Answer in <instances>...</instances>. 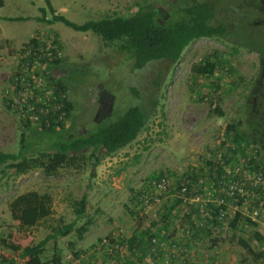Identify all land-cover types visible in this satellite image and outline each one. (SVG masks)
Masks as SVG:
<instances>
[{
	"label": "rangeland",
	"instance_id": "rangeland-1",
	"mask_svg": "<svg viewBox=\"0 0 264 264\" xmlns=\"http://www.w3.org/2000/svg\"><path fill=\"white\" fill-rule=\"evenodd\" d=\"M50 1L55 12L83 23L125 16L140 6L158 7L162 20L167 22L178 7L202 0ZM210 1L216 5L215 19L226 22V27L234 20L235 25L227 31L230 36L194 39L174 63L156 59L135 68L130 52L120 49L116 41L106 43L91 31L38 20L44 0H2L0 151L15 153L25 145L26 155L38 156L41 165L21 174L15 173L9 163L0 167V264L10 259L14 264H23L28 258L24 247L41 241L45 264H55V253L61 258L60 264H67L71 262L69 255L76 257L102 237L113 240L116 235L123 252L102 247L94 260L99 264H142L150 256V249L142 248L143 244L132 249L127 239L145 229L147 234L161 236L155 245L158 256L154 264H264V257L255 258L238 243L243 239L255 252L264 249V183L256 190L248 185L249 196L226 208L222 219L206 212L210 200L204 201L203 209L197 204L196 211L184 201L171 208L176 202L171 196L143 208L135 202V196L157 176L166 175L173 185L184 176H207L212 171L216 177L206 180L221 179L226 165L223 153L227 146H234L232 134L227 131L233 123L244 137L237 147L244 150L234 157L227 152V167L239 166L241 172L246 169L251 176L264 171V65L260 61L264 56V0ZM46 17H51L48 8ZM212 54L219 61L212 74L193 71ZM56 58L62 60L60 65L53 63ZM25 69L34 72L39 83L29 84L19 95L13 77ZM58 79L65 84L59 95L54 93ZM63 95L73 103L68 117L56 118L63 121V129L58 125L56 130L64 137L114 120L136 102L147 109L149 116L131 144L113 154L101 155L97 164L93 165L89 147L80 164L55 166L41 152L50 140L56 139V134L41 135L39 121L57 114L55 99ZM215 107L221 109V115L215 114ZM34 112L37 118L31 117ZM255 164L257 168L252 171L250 166ZM250 175L248 180H253ZM29 190L51 197L52 214L35 226L24 227L12 217L9 203ZM201 193L214 200L216 185ZM84 194L85 211L77 217L73 207ZM233 220L235 226L231 225ZM69 223L74 225L66 234L56 233ZM82 226L86 231L78 236ZM49 234L51 237L46 239ZM190 245L196 247L189 251ZM199 255L203 260L197 263Z\"/></svg>",
	"mask_w": 264,
	"mask_h": 264
},
{
	"label": "trees",
	"instance_id": "trees-1",
	"mask_svg": "<svg viewBox=\"0 0 264 264\" xmlns=\"http://www.w3.org/2000/svg\"><path fill=\"white\" fill-rule=\"evenodd\" d=\"M44 2L45 6L39 8L40 16H38V20L46 23L61 22L77 31H91L98 34L106 43L116 41L120 49L130 52L135 68H141L147 62L156 59H166L174 63L178 61L183 49L192 40L200 37H219L228 35L226 22L215 19L216 5L210 0L195 1L189 5L178 7L172 19L167 22L162 20V11L158 7L140 6L135 11L125 16H106L98 19H89L83 23H77L68 19L63 14L55 12L50 0H44ZM1 5L2 0H0V6ZM46 8L51 11L50 18L46 17ZM5 18L9 20L22 19V17ZM36 52L37 50L32 52L29 57H34ZM215 57L216 54L205 57L201 63L194 66L193 71L200 75L212 74L217 66H219V61ZM40 59L41 61H45L44 57ZM53 63L60 65L62 60L56 58ZM56 85L57 87L54 93L59 95V92L65 90V84H63L61 79H58ZM132 91L136 96H139L135 89ZM55 102L61 104L60 108H57V114L48 115L47 119L41 118L39 121V131H41V135L56 134V139L50 140V145L41 152L42 157H45L48 163L55 166L61 164H80L79 162L82 161L84 151L89 147H91L92 150L91 157H94L93 165L97 164L101 155L106 156L113 154L131 144L145 126L149 116L147 109L136 102V104L128 105L122 114L118 115L115 119L113 118L114 120L108 122L104 121L87 132H78L72 136L64 137L62 133L56 130V126L58 125L60 129H63V121L59 119L56 121V118L61 117V115L62 117H68L73 109V103L65 97L59 98L57 96ZM213 111L217 115L222 114L221 109L218 107H215ZM260 124L263 125L262 123ZM25 126L26 128L30 127L28 120H26ZM227 131L232 134L231 137L234 146H227V150L225 149V153H223L222 159L226 165L230 162V157L227 155V152H231L234 157L238 151L241 152L244 150L243 147H237L238 144L242 143L244 140V137L237 128V123L228 125ZM33 133L37 134L38 130H34ZM24 135L25 133H23V136ZM222 143H225V140H223ZM26 149L27 147L25 145H21L19 150L15 153L0 151V167L3 164L9 163L15 173L21 174L40 166V158L38 156H27ZM253 159L252 157L251 161H253ZM208 163H210V161ZM218 167L221 169L222 166ZM256 168L257 164L253 165V168L250 166L251 170ZM262 173H264V171ZM191 177L194 178L193 176ZM173 199H176V202L171 205V208L174 207L177 202L182 201L179 198ZM242 199H244L243 196L239 197L237 202ZM51 202V197L48 194L39 193L36 190H29L16 195L9 203V209L12 217L18 220L21 226L32 227L52 214ZM85 203V194L79 200L75 201L73 209L77 217L84 214ZM190 207L196 211L197 204L190 203ZM212 214L216 218V209ZM247 220L254 224L249 217H247ZM235 221L233 220L231 225L235 226ZM73 225L74 223H69L61 229H58L56 233L66 234ZM184 230L188 233L190 231L188 228ZM85 231L86 228L84 226L78 228V236H81ZM158 234L159 233L147 234L145 229L142 230L140 234L136 232L133 233L127 241L130 243L132 249L134 246L138 245L139 247V245L142 244V248L150 249L148 251V254H150L149 257H152V261L154 260L156 262V257L158 255L155 245L159 243L157 239L161 238ZM191 234L196 235L192 230ZM256 236L261 239L258 233H256ZM50 237L49 234L46 239ZM152 238H156L157 242L155 244L152 242ZM43 243L44 241H41L32 246L24 247L23 253L28 256V258L23 264H45L41 259ZM238 243L255 258L264 257V249L260 252H255L243 239H239ZM187 245L188 244L183 248L184 252L187 251ZM189 247V251H192L196 246L190 245ZM14 248L16 249V247ZM60 259L57 253L52 257V261L55 264H60ZM6 264H14V261L10 259ZM142 264H144L143 261Z\"/></svg>",
	"mask_w": 264,
	"mask_h": 264
},
{
	"label": "built area",
	"instance_id": "built-area-1",
	"mask_svg": "<svg viewBox=\"0 0 264 264\" xmlns=\"http://www.w3.org/2000/svg\"><path fill=\"white\" fill-rule=\"evenodd\" d=\"M20 72V71H19ZM29 73L30 76H26ZM30 70H26L25 72L16 73L13 77V85L19 95L24 93V90L28 87L29 84L39 83V79H36ZM16 81V82H15ZM25 86V87H24ZM58 108L60 106L58 105ZM12 105V104H11ZM33 107V106H32ZM31 109V108H29ZM37 113L34 112L31 117L37 118ZM224 160H222L223 162ZM238 165V164H237ZM224 174L221 179H217L215 181L206 180L210 177H216L215 172H208L206 175H200L192 178L191 176H184L183 180L173 185L171 180L168 179L166 175L160 176L157 180H151L150 186L144 190L139 192L135 196V202L138 203L139 207L143 208V206L151 205V204H159L162 200V197L167 198L168 196L179 198L187 203H195L198 204L201 209L204 201H211V205L208 207L209 211L213 212L215 209L217 211L216 217L218 219H222L225 215L226 208L233 207L237 204V200L239 197L243 196L245 199L248 195V185L252 189H256L259 185L264 183V178L261 172L250 175V171L244 170L240 171V167L236 166L224 167ZM216 171V169H215ZM238 175V176H237ZM253 178V180H248L249 176ZM207 177V178H206ZM246 181H250L247 183ZM216 185L217 196L214 198H204L202 196L203 190L208 188L209 186ZM174 189V190H173ZM256 214V211L254 212ZM211 217H214L212 215ZM253 218V216H251ZM152 242L155 244L157 242L156 238H152ZM102 247H108L110 250L117 252L122 251V244L118 238V236H114L113 240L108 239L106 236L102 237L92 248L85 252H81L78 256L74 257L69 255L71 262L67 264H99L94 260L96 256L101 251ZM153 249V248H152ZM144 264H153L152 257H148L145 259Z\"/></svg>",
	"mask_w": 264,
	"mask_h": 264
},
{
	"label": "flooded vegetation",
	"instance_id": "flooded-vegetation-1",
	"mask_svg": "<svg viewBox=\"0 0 264 264\" xmlns=\"http://www.w3.org/2000/svg\"><path fill=\"white\" fill-rule=\"evenodd\" d=\"M230 23H231V22H230ZM230 23H227V27H226L227 30H228V28H231V29H232L233 26L235 25V24H234V20H233V22H232L231 24H230ZM228 25H230L231 27L228 26ZM219 37H220V36H219ZM260 61H261V63L264 65V56H261V57H260ZM253 107H254V106H253ZM263 142H264V141H263ZM262 146L264 147V145H262Z\"/></svg>",
	"mask_w": 264,
	"mask_h": 264
},
{
	"label": "crops",
	"instance_id": "crops-1",
	"mask_svg": "<svg viewBox=\"0 0 264 264\" xmlns=\"http://www.w3.org/2000/svg\"><path fill=\"white\" fill-rule=\"evenodd\" d=\"M217 229L219 230V227H218ZM217 232H218V231H217ZM213 241H215V240H213ZM204 257H205V256H204ZM198 258H199V260H196L197 263H199V262H201V261L203 260L202 255H201V257H200V255H199ZM201 258H202V259H201Z\"/></svg>",
	"mask_w": 264,
	"mask_h": 264
}]
</instances>
